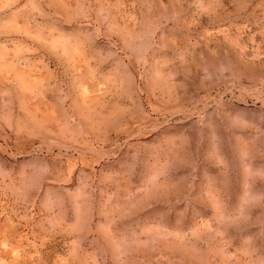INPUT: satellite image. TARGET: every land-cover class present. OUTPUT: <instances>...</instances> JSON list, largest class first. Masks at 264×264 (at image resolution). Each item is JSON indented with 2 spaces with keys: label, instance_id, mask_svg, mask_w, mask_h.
Wrapping results in <instances>:
<instances>
[{
  "label": "rangeland",
  "instance_id": "rangeland-1",
  "mask_svg": "<svg viewBox=\"0 0 264 264\" xmlns=\"http://www.w3.org/2000/svg\"><path fill=\"white\" fill-rule=\"evenodd\" d=\"M0 264H264V0H0Z\"/></svg>",
  "mask_w": 264,
  "mask_h": 264
}]
</instances>
